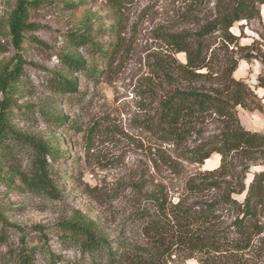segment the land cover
<instances>
[{"label": "rangeland", "instance_id": "1", "mask_svg": "<svg viewBox=\"0 0 264 264\" xmlns=\"http://www.w3.org/2000/svg\"><path fill=\"white\" fill-rule=\"evenodd\" d=\"M32 1L39 3L31 8L28 20L35 28L25 31L23 43L16 47L9 17L17 0H0V65H14L23 59L24 79L35 87L23 90L24 95L16 102L20 106L53 97L41 88L42 82L46 71L62 69L60 55L66 50L92 59L89 50L67 42L70 32H81L84 25L90 24L95 29L105 28L94 31L96 39H117L122 45L108 72L97 82L85 74H73L78 78L79 92L85 96L59 99V113L68 122L66 126L52 127L42 121L17 118L18 129L29 135L47 138L55 133L66 158H59L58 198L21 190L18 179L13 187L0 179V257L19 243L17 226L53 227L63 221H85L105 237L123 235L130 241L152 246L151 237L144 232L147 220L137 217L141 209L154 213L146 195L162 188L173 203L182 197L190 202L208 199L209 193L196 196L187 191V182L197 169L181 155L186 146L194 145L222 125L220 119L212 116L200 122L181 144L162 143L158 134L145 129L142 123L156 116L159 100L173 83L159 73L156 63L184 62L185 53L171 47L167 36L199 30L212 20L219 0H122L117 5L111 0ZM113 24L118 32L111 34L109 27ZM231 31L240 36L239 43L227 45L216 39L210 42L213 44L207 54L214 76L199 83L211 85L214 78L218 82L221 73L236 63L232 76L248 83L264 103V88L258 87L259 76H264V63L257 58H244L249 53L264 54V5L258 18L237 22ZM251 45L255 50H251ZM172 78L175 81L178 76ZM3 98L0 92V100ZM238 116L248 130L264 133L263 111L238 107ZM74 120L82 123V131L71 128ZM93 120L101 121L103 129L88 142L84 133ZM238 159L236 172L243 169ZM15 162L22 168L28 163L23 155ZM220 164L221 156L215 153L200 170L214 169ZM261 169L262 166H252L247 182ZM227 179L234 182L236 176ZM235 197L242 199V195ZM222 211L219 230L234 219L233 211ZM236 239L235 234L231 235L223 244V252L207 256L218 264H264V233L253 238L252 247L244 250H235ZM49 240L53 249L59 251L60 243L54 234ZM61 253L65 261L79 257L77 249L68 248ZM179 255V259L168 264H200L196 257L184 259V252ZM36 259L37 264L48 263L44 255L37 254Z\"/></svg>", "mask_w": 264, "mask_h": 264}, {"label": "trees", "instance_id": "2", "mask_svg": "<svg viewBox=\"0 0 264 264\" xmlns=\"http://www.w3.org/2000/svg\"><path fill=\"white\" fill-rule=\"evenodd\" d=\"M111 1L115 5L122 2ZM37 5L39 3L34 1L17 0L9 17L16 47L23 43V33L35 28L28 20L31 8ZM262 5L264 0L217 1L214 17L199 30L167 36L168 44L177 52H184L186 60L164 62V65L163 61L156 63L159 73L173 83L159 100L156 116L142 123L145 129L158 134L162 143L181 144L200 122L215 116L222 123L216 132L186 146L181 155L197 169L187 182V191L196 196L211 194L208 199L190 202L182 197L173 203L162 188L146 195L154 213L141 209L137 217L147 220L144 232L151 237L152 246L130 241L123 235L105 237L85 221H63L53 227L17 226L19 243L1 255V263L37 264L36 256L41 254L47 264H168L184 252V259L196 257L200 264H218L207 254L223 252V244L231 235L237 236L233 241L235 250L252 247L251 240L264 233V133L245 128L238 116V107L264 112V103L248 83L232 76L236 63L229 71L221 73L218 79L221 86L216 78L211 85L199 82L214 76L207 54L213 44L210 42L216 39L227 45L238 44L240 36L231 31L232 27L237 22L258 18ZM95 30L105 28L95 29L94 25L86 24L81 32L68 34L67 42L89 50L92 59L69 50L61 54L62 69L46 71L41 88L50 91L53 97L43 101L26 106L16 103L17 98L24 95L23 90L35 88L24 79L23 59H18L14 65H0V92L4 95L0 100V179L7 186L13 187L18 179L21 190L51 198L60 196L59 158H66L59 147L60 139L55 133L47 138L29 135L18 129L16 120L21 117L32 122L42 121L52 127L68 124L59 113V99L85 96L79 92L78 78L73 74L82 73L97 82L108 72L121 49L122 44L117 39L108 42L96 39ZM109 30L111 34L118 32L117 25L113 24ZM250 47L255 50L254 45ZM244 58H257L264 63L263 53H249ZM176 75L178 78L174 81L172 77ZM258 80V87L264 88V76H259ZM70 126L75 132L82 131L78 120L72 121ZM100 129H103L101 121L93 120L84 133L86 140L93 141ZM215 153L221 156V164L214 169L200 170ZM19 155L27 158L24 168L15 162ZM238 158L243 169L236 172ZM252 166H262V169L255 171L247 182ZM229 176H236V181H229ZM236 195H242V199ZM222 210L233 211L234 219L219 230ZM51 234L59 240V251L77 249L79 257L65 261L62 253L49 243ZM204 257L209 260L205 262Z\"/></svg>", "mask_w": 264, "mask_h": 264}, {"label": "bare ground", "instance_id": "3", "mask_svg": "<svg viewBox=\"0 0 264 264\" xmlns=\"http://www.w3.org/2000/svg\"><path fill=\"white\" fill-rule=\"evenodd\" d=\"M209 160V159H208Z\"/></svg>", "mask_w": 264, "mask_h": 264}]
</instances>
